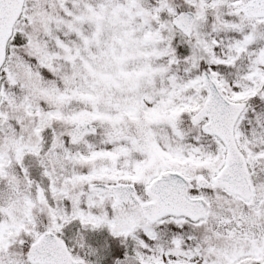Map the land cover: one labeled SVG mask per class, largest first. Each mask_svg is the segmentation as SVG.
Here are the masks:
<instances>
[{
  "label": "snow or ice",
  "instance_id": "6c2138e0",
  "mask_svg": "<svg viewBox=\"0 0 264 264\" xmlns=\"http://www.w3.org/2000/svg\"><path fill=\"white\" fill-rule=\"evenodd\" d=\"M0 264H264V0H0Z\"/></svg>",
  "mask_w": 264,
  "mask_h": 264
}]
</instances>
